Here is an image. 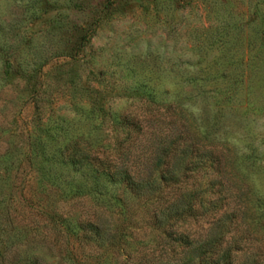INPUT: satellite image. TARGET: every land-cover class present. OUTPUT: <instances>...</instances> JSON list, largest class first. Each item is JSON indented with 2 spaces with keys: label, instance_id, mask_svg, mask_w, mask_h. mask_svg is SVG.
Listing matches in <instances>:
<instances>
[{
  "label": "rangeland",
  "instance_id": "1",
  "mask_svg": "<svg viewBox=\"0 0 264 264\" xmlns=\"http://www.w3.org/2000/svg\"><path fill=\"white\" fill-rule=\"evenodd\" d=\"M21 5L34 16L20 14L9 50L28 69L0 79V264L177 263L212 226L228 264H264V0H0V11L11 20ZM122 115L212 127L223 175L205 163L188 183L211 180L197 199L215 204L159 221L154 197L60 162L63 141L95 117L107 140V117Z\"/></svg>",
  "mask_w": 264,
  "mask_h": 264
},
{
  "label": "trees",
  "instance_id": "2",
  "mask_svg": "<svg viewBox=\"0 0 264 264\" xmlns=\"http://www.w3.org/2000/svg\"><path fill=\"white\" fill-rule=\"evenodd\" d=\"M47 2L48 0H45V3ZM18 8H20L19 14L11 20L0 11L1 80L14 73L13 65L17 63L16 53L9 50L12 47V39H9L11 29L19 21H24L23 17L20 18V14L22 16L25 9L29 16L26 17L28 21L34 16L33 9L25 8L23 5ZM59 15L65 16L66 14L59 11ZM17 64L16 70L22 73L28 69V65L22 64L21 61ZM206 79L205 74L198 78L202 84ZM205 86H207V81L203 84V87ZM211 89L213 87L208 88V90ZM104 118L95 117L96 123H92L88 132L83 131L73 136L72 139L63 141L61 146H57L55 150L57 149L56 152L60 156L58 157L60 162L69 163L74 170L86 167L95 180L98 177H104L108 182L122 183L134 195L154 197V207L158 211L155 216L159 221L196 213L198 209L193 207L195 200L201 211H206L207 207L215 204L213 198L204 200L205 205L197 199L202 189V192H205L207 186L212 183L211 180L204 179V181L196 182L191 180L188 183V178L192 177L191 172H195L198 166L205 163L209 167H214L216 173L223 175V171L218 166L222 148L217 147L218 141L215 139V131L212 127L203 125L200 127L194 119L189 121L185 118L163 120L162 118L150 119L149 117L122 115L121 117H107L110 124V136L106 140V137L91 133V130L102 124ZM116 125L125 126L127 129L121 128L117 131ZM46 135L51 139L48 133ZM39 146L42 148L41 142ZM53 155L51 154L49 159H53ZM177 183L185 189L179 191L178 194L169 193L166 188L170 184ZM178 238L181 239V236ZM217 240V232L212 226L204 233V237L199 236L196 239L195 245L186 249L185 254L178 259L177 263L159 264H192L193 258L201 254H203L202 257H199L195 264H228V244H225L219 251L211 250V245L214 242L217 243ZM211 251L215 256L208 255L206 258L205 253Z\"/></svg>",
  "mask_w": 264,
  "mask_h": 264
}]
</instances>
